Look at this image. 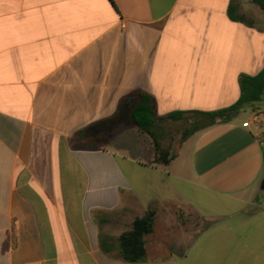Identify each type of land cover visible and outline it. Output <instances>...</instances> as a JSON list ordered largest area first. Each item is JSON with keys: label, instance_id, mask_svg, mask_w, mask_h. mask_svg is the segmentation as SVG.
Masks as SVG:
<instances>
[{"label": "crops", "instance_id": "crops-1", "mask_svg": "<svg viewBox=\"0 0 264 264\" xmlns=\"http://www.w3.org/2000/svg\"><path fill=\"white\" fill-rule=\"evenodd\" d=\"M231 3L0 0V264H264V102L259 123L247 109L202 129L169 164L130 118L135 92L161 118L239 100L264 28ZM151 208L129 263L119 239Z\"/></svg>", "mask_w": 264, "mask_h": 264}, {"label": "trees", "instance_id": "trees-1", "mask_svg": "<svg viewBox=\"0 0 264 264\" xmlns=\"http://www.w3.org/2000/svg\"><path fill=\"white\" fill-rule=\"evenodd\" d=\"M251 1L264 14V0ZM228 14L233 21L246 22L245 16L238 13V6L234 3L230 4ZM239 85L241 90L240 98L230 107L213 112H174L165 118L157 116L156 105L150 95L143 92L132 93L130 96L135 97L136 102L130 111V118L134 128L148 134L153 139L155 146L154 163L169 164L176 157L170 151H165L160 144V138L156 130L160 122L167 120L180 121L185 119L187 115H191L192 120L190 122L192 126L186 129L181 137L183 142H185L194 133L202 129L215 124L229 123L247 109H258L256 105L264 102V68L254 76L243 74L239 79ZM110 138L107 137L105 143H108ZM156 214L157 211L154 208L147 210L142 217L134 221L132 229L120 237L119 251L125 261L138 263L146 259L145 238L154 232Z\"/></svg>", "mask_w": 264, "mask_h": 264}, {"label": "rangeland", "instance_id": "rangeland-1", "mask_svg": "<svg viewBox=\"0 0 264 264\" xmlns=\"http://www.w3.org/2000/svg\"><path fill=\"white\" fill-rule=\"evenodd\" d=\"M234 3L238 6V13L244 15L247 20L252 21L256 26L264 28V14L256 4L251 0H234ZM251 112L254 116L261 114L259 108H255L251 110ZM191 120L192 116L187 115L185 119L180 121L159 123L156 130L160 135L162 147H169V149H172V153L175 154L179 147L184 143L181 137L183 132L192 126L190 122ZM184 212L185 214H181L180 212L177 213V221L182 226L187 225L185 229L192 234L201 226L200 222L193 217L190 211L184 210Z\"/></svg>", "mask_w": 264, "mask_h": 264}, {"label": "built area", "instance_id": "built-area-1", "mask_svg": "<svg viewBox=\"0 0 264 264\" xmlns=\"http://www.w3.org/2000/svg\"><path fill=\"white\" fill-rule=\"evenodd\" d=\"M122 27L125 28V25H122ZM260 120H261V117H260L259 115H255V116L253 117V121H254L255 123H259ZM249 125H250V122H246V123H244V127H248Z\"/></svg>", "mask_w": 264, "mask_h": 264}, {"label": "water", "instance_id": "water-1", "mask_svg": "<svg viewBox=\"0 0 264 264\" xmlns=\"http://www.w3.org/2000/svg\"><path fill=\"white\" fill-rule=\"evenodd\" d=\"M263 161H264V148H263ZM261 189L264 191V178L261 184Z\"/></svg>", "mask_w": 264, "mask_h": 264}]
</instances>
